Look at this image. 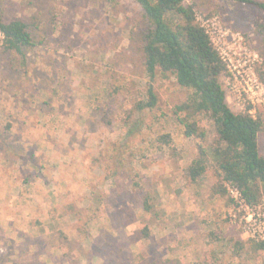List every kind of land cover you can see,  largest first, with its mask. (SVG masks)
Instances as JSON below:
<instances>
[{
  "label": "rangeland",
  "instance_id": "1",
  "mask_svg": "<svg viewBox=\"0 0 264 264\" xmlns=\"http://www.w3.org/2000/svg\"><path fill=\"white\" fill-rule=\"evenodd\" d=\"M186 4L226 63L228 105L264 118L242 94L250 78L264 83V12ZM0 15L35 40L22 57L0 39V264H264L213 170L189 175L198 139L173 110L191 90L151 81L136 0H0ZM151 83L157 105L138 110ZM259 142L264 155V132Z\"/></svg>",
  "mask_w": 264,
  "mask_h": 264
},
{
  "label": "trees",
  "instance_id": "2",
  "mask_svg": "<svg viewBox=\"0 0 264 264\" xmlns=\"http://www.w3.org/2000/svg\"><path fill=\"white\" fill-rule=\"evenodd\" d=\"M136 1L150 22L142 52L151 81L158 76L173 75L179 85L191 90L187 99L173 110L184 134L198 139V155L188 167L191 179L197 181L211 168L216 177L215 193L230 197L235 204L228 190L231 185L248 204L262 202L264 155L260 152L259 137L264 132V118L254 116L250 109L235 112L228 105L220 82V76L227 70L226 63L207 29L197 21L193 4H186V0ZM235 1L253 4L264 12V1ZM258 26L264 33V20ZM0 31L4 35L5 48L22 57H25V49L35 45L29 25L21 18L6 21L0 15ZM147 93L148 100L136 104L138 110L157 105L152 83ZM170 140L169 133L158 137L160 143ZM143 203L145 210H152L149 196ZM143 230L145 235L150 232L148 226ZM251 244L255 251L264 250V241L253 239Z\"/></svg>",
  "mask_w": 264,
  "mask_h": 264
},
{
  "label": "built area",
  "instance_id": "3",
  "mask_svg": "<svg viewBox=\"0 0 264 264\" xmlns=\"http://www.w3.org/2000/svg\"><path fill=\"white\" fill-rule=\"evenodd\" d=\"M3 38L4 35L0 31V39H2V41ZM242 94L245 95L248 103L252 105H264V83L259 81L256 77L250 78L249 81L243 85ZM250 113H252V110H250ZM228 190L230 195L235 199L239 211L240 216L236 219L239 220V223L245 228L251 238L256 241H264V200L258 204L250 205L244 200L236 187L228 185Z\"/></svg>",
  "mask_w": 264,
  "mask_h": 264
}]
</instances>
